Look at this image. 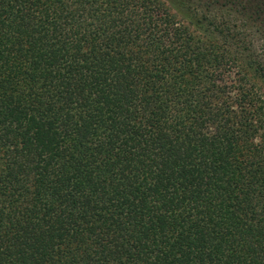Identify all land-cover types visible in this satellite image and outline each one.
<instances>
[{
	"label": "trees",
	"instance_id": "16d2710c",
	"mask_svg": "<svg viewBox=\"0 0 264 264\" xmlns=\"http://www.w3.org/2000/svg\"><path fill=\"white\" fill-rule=\"evenodd\" d=\"M0 264H264V0H0Z\"/></svg>",
	"mask_w": 264,
	"mask_h": 264
}]
</instances>
